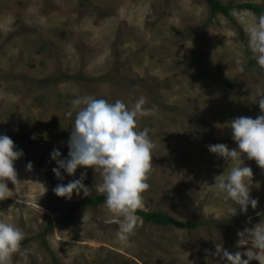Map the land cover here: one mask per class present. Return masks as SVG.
<instances>
[{
  "label": "rangeland",
  "instance_id": "rangeland-1",
  "mask_svg": "<svg viewBox=\"0 0 264 264\" xmlns=\"http://www.w3.org/2000/svg\"><path fill=\"white\" fill-rule=\"evenodd\" d=\"M220 1L264 7V0ZM253 16L235 9L209 22L205 0H0V134L24 153L14 162L17 183L6 181L12 197L0 201V218L25 233L26 256L14 254L13 264H222L217 242L231 253L247 250L237 247L238 232L264 219V169L243 158L253 171L251 198L258 200L246 214L227 216L223 197L202 185L214 184L228 167L207 146L235 148L227 124L261 114L264 69L247 48L246 20ZM86 94L126 104L143 94L146 106L157 109L139 121L157 144L139 210L197 228L142 219L121 244L107 209L83 206L103 195L93 187L98 174L78 168L73 176L63 170L62 179L55 176L53 149L62 159L69 152L64 113ZM84 172L91 196L54 194Z\"/></svg>",
  "mask_w": 264,
  "mask_h": 264
},
{
  "label": "clouds",
  "instance_id": "clouds-1",
  "mask_svg": "<svg viewBox=\"0 0 264 264\" xmlns=\"http://www.w3.org/2000/svg\"><path fill=\"white\" fill-rule=\"evenodd\" d=\"M246 23L247 48L257 66L264 69V15L253 16ZM235 63L243 70L241 59ZM256 103L261 112L256 118L240 116L227 124L235 148L230 149L223 143L207 146L208 151L226 161L228 167L223 174L214 176V184L205 181L202 188L214 190L223 197L225 214L229 217L236 216L238 210L240 214H246L249 206L256 209L258 205V200L250 195L253 171L243 159L254 160L264 169V95L259 96ZM146 105L147 98L143 94L133 98L130 104L121 99L109 102L91 94L72 99L64 113L65 119L71 122L68 157L62 159L57 149L51 153V159L58 165L52 171L58 179H62L61 170L73 176L78 168H91L98 174L93 187L95 192L105 196L103 207L110 214L108 222L115 221L118 225L115 238L121 244H127L142 223L137 210L143 208V193L150 188L147 181L157 144L150 129H141L139 121L157 109ZM32 138L35 139V135ZM23 155L22 150H16L9 136L0 134V201L12 197L13 192L6 181L17 183L14 162ZM27 170H32L31 162L27 164ZM86 175L84 172L79 179L66 185L58 184L53 189L54 194L69 200L74 192L77 196L81 192L84 197L91 196L92 189L83 183ZM256 187H259L258 183ZM238 236L237 247H246V251L231 253L222 243L215 244L214 255L222 258V264H251L254 260L264 264V219L252 228H244ZM24 239L25 233L19 226L0 218V264H13L16 253L26 256L21 250Z\"/></svg>",
  "mask_w": 264,
  "mask_h": 264
},
{
  "label": "trees",
  "instance_id": "trees-1",
  "mask_svg": "<svg viewBox=\"0 0 264 264\" xmlns=\"http://www.w3.org/2000/svg\"><path fill=\"white\" fill-rule=\"evenodd\" d=\"M206 4L210 8L211 18L209 22H212L213 16L215 15H224L226 17H230L231 10H246L251 11L257 16L264 15V7L256 6L252 4H238V5H225L220 0H205ZM105 196H94L88 201L83 203V206L97 208L104 204ZM74 213V211H73ZM137 214L141 216V218L146 221L147 223L155 224L158 226L166 227V226H173L183 230H194L199 226V223L196 222H179L178 220L165 215L162 212L158 213H151V212H144L141 210H137ZM71 219H69L70 221ZM53 230V226H49L44 234ZM27 241H24L26 244ZM58 264V263H54Z\"/></svg>",
  "mask_w": 264,
  "mask_h": 264
}]
</instances>
